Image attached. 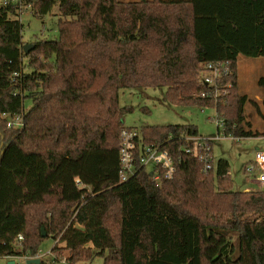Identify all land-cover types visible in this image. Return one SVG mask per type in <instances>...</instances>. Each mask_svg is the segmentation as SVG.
<instances>
[{"label": "trees", "instance_id": "16d2710c", "mask_svg": "<svg viewBox=\"0 0 264 264\" xmlns=\"http://www.w3.org/2000/svg\"><path fill=\"white\" fill-rule=\"evenodd\" d=\"M25 2L40 19L58 8V38L25 43L18 5L0 3V258L36 257L52 238L69 264H264V192H235L224 159L205 173L182 140L199 137L196 126L141 129L147 145L180 159L173 180L158 185L139 170L119 181L120 134L134 111L121 92L165 89L172 105L213 109L202 97L206 64L231 73L219 134L264 138L237 73L240 56L264 58V0ZM17 118L22 126L9 127Z\"/></svg>", "mask_w": 264, "mask_h": 264}, {"label": "rangeland", "instance_id": "374dc122", "mask_svg": "<svg viewBox=\"0 0 264 264\" xmlns=\"http://www.w3.org/2000/svg\"><path fill=\"white\" fill-rule=\"evenodd\" d=\"M4 0H0V3ZM122 2H136L138 0H120ZM58 8L53 14L44 19L36 18L33 13L23 15V40L25 43H34L37 40L54 41L58 38ZM238 86L242 95H247L250 99L256 100L264 116V90L259 82L264 79V58H248L240 56L238 60ZM201 72L200 78L203 77ZM219 91L220 97L229 93V84L222 85ZM165 89H148L143 91L124 90L120 95L121 107H132L133 113L125 117L127 128L140 130L147 126H196L200 139L211 140L213 142L214 161L217 164L224 159L231 166V180L235 192H260L256 184V172H250L254 166L255 146L264 145L260 140L226 138L223 133L219 134L220 128L217 123V111L201 108L198 106L172 105L166 101ZM31 102L26 103V109H30ZM224 118L219 114V118ZM246 116L255 130L264 132V118L259 115L256 109L250 105L246 106ZM17 121L16 127H19ZM52 238L47 239L41 252L46 256L44 261L47 264H59L54 262L51 256L46 255L48 250L55 246ZM27 264L25 260L0 258V264ZM81 264H103V259L98 257L92 262Z\"/></svg>", "mask_w": 264, "mask_h": 264}, {"label": "built area", "instance_id": "2783aa9c", "mask_svg": "<svg viewBox=\"0 0 264 264\" xmlns=\"http://www.w3.org/2000/svg\"><path fill=\"white\" fill-rule=\"evenodd\" d=\"M7 6L11 3L18 5V20L23 23V15L25 13H33V7L27 4L25 0H4L1 2ZM23 33V32H22ZM201 82L204 86L211 89V92L203 93V98H212L215 102V109L217 111L218 103L225 98L220 97L219 91L222 90L219 87V83L222 79L230 76L229 64L228 63H211L206 64L202 68ZM231 88V85L229 84ZM218 114V112H217ZM17 121H19V127L22 126L21 118L16 120H10L8 123L9 127H16ZM218 128L221 131L224 130V118L223 116L217 117ZM186 143V153L194 157L199 158L204 163V172L209 173L215 167V161L213 158V148L210 144L211 140L200 139L199 137H182ZM120 170H119V181L120 183H126L133 179L139 170L147 172L153 181L160 185L165 181H171L175 178L177 173V166L180 159L172 152V150L165 146V144H153L147 145L141 134L140 130L133 128H125L120 134ZM264 140V138H263ZM250 172H256V184L259 187L260 192H264V146L259 148L255 153L254 166L249 169ZM23 237L19 236L14 244L16 249H22ZM57 245V242L55 246ZM54 246V247H55ZM53 247V248H54ZM52 248V249H53ZM52 249L48 251L46 255L51 256L54 262L59 264H69L66 258H62L57 261L55 254L52 253ZM46 256L40 251L36 257H22L13 258L19 260L29 261L40 260L44 264ZM8 259H11L8 257Z\"/></svg>", "mask_w": 264, "mask_h": 264}, {"label": "water", "instance_id": "95a60500", "mask_svg": "<svg viewBox=\"0 0 264 264\" xmlns=\"http://www.w3.org/2000/svg\"><path fill=\"white\" fill-rule=\"evenodd\" d=\"M35 49V46L33 45H27L25 46L24 50H25V54L28 55L31 51H33ZM47 235L46 233L43 231V238H46ZM40 260H32L29 261L28 264H40ZM10 264H14V262H11Z\"/></svg>", "mask_w": 264, "mask_h": 264}, {"label": "crops", "instance_id": "0c3cea01", "mask_svg": "<svg viewBox=\"0 0 264 264\" xmlns=\"http://www.w3.org/2000/svg\"><path fill=\"white\" fill-rule=\"evenodd\" d=\"M24 41V40H23ZM256 140H260L262 143L264 142V140H263V138H255ZM264 146V145H263ZM262 145H256L255 146V152L259 149V148H261V147H263ZM213 158H214V153H213ZM255 158V157H254ZM230 175H231V173H230ZM247 191H249V190H247ZM246 191V192H247ZM56 244V243H55ZM51 250V249H50ZM50 250H48V251H50ZM15 264V263H14Z\"/></svg>", "mask_w": 264, "mask_h": 264}]
</instances>
